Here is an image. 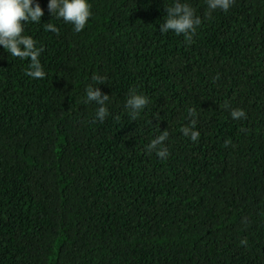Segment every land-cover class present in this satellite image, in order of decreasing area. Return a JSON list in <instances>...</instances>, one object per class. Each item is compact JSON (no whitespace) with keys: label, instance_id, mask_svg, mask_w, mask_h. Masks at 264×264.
<instances>
[{"label":"trees","instance_id":"1","mask_svg":"<svg viewBox=\"0 0 264 264\" xmlns=\"http://www.w3.org/2000/svg\"><path fill=\"white\" fill-rule=\"evenodd\" d=\"M36 2L25 35L45 78L0 46V264H264V0L210 18L180 0L202 19L191 45L159 30L175 0H89L79 33ZM93 74L103 122L85 103ZM132 88L149 98L136 121ZM189 108L198 142L180 131ZM166 129L161 160L146 146Z\"/></svg>","mask_w":264,"mask_h":264},{"label":"clouds","instance_id":"2","mask_svg":"<svg viewBox=\"0 0 264 264\" xmlns=\"http://www.w3.org/2000/svg\"><path fill=\"white\" fill-rule=\"evenodd\" d=\"M235 0H206L208 12L206 17L210 18L214 10L227 12ZM92 5L89 0H49L48 11L51 16L55 15L57 19H62L64 23L73 26L76 33L85 29L89 19L92 16ZM167 15L164 22L159 25L161 33L169 31L176 35H183L186 44L191 45L196 35L197 28L202 24V19L197 16L195 10L187 3L175 0L173 6L166 9ZM44 15V9L34 0H0V46L7 51L9 56L21 60H30L25 75L33 79H44L46 72L40 62V55L44 51L43 47H37V41L30 35H25V24L40 23ZM45 31H50L59 35V28L53 23H45ZM2 58V57H0ZM92 84L86 88L85 103L94 102L97 105L95 119L103 122L110 114L107 103L110 100L108 94L101 92L98 85L106 84L107 77L93 74ZM219 76L214 80H218ZM149 98L144 94H139L135 88L129 90L124 107L129 110L132 121H136L141 112L147 107ZM223 107L230 108V104L225 101ZM189 117H192L189 125L180 129L185 137H190L192 142H198L200 132L196 130L198 113L195 108L188 109ZM231 118L234 120L246 119V113L243 109H231ZM119 120V116L115 117ZM95 122V121H94ZM159 127V125H156ZM241 131H245L243 128ZM169 138L168 129L160 131V134L153 138L146 146L148 154L155 152L161 160L167 159L169 150L165 142ZM231 144V139L224 141V147ZM241 245L247 246V239L240 241Z\"/></svg>","mask_w":264,"mask_h":264}]
</instances>
